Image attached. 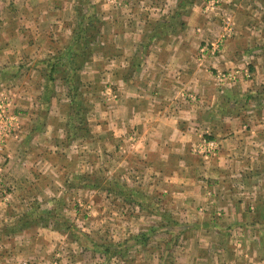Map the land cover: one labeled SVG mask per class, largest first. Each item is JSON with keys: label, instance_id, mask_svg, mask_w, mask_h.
<instances>
[{"label": "crops", "instance_id": "0c3cea01", "mask_svg": "<svg viewBox=\"0 0 264 264\" xmlns=\"http://www.w3.org/2000/svg\"><path fill=\"white\" fill-rule=\"evenodd\" d=\"M182 3L115 0L104 21L98 20V44L83 67L93 86L86 98L90 122L86 139L97 141L100 133H107L112 140L107 147L122 153L125 168L139 171V181L153 185L154 197H172L179 200L176 209L181 215L202 217L186 227L189 240L196 239L195 249H203L197 255L193 252L196 258L191 264H264V115L238 109L243 101L264 94L257 90L264 85L260 79L264 70L256 63L253 48L256 37L264 34L263 0H195L185 9ZM91 5L98 7L94 0ZM179 12L186 13L173 21ZM54 16L49 7L34 16L13 17L10 22L19 28L0 31L2 39L9 36L5 44L0 43V85L8 78L7 84L16 83L20 72L47 71V62L73 45L72 27L67 44L55 47L62 26H56ZM227 18L236 25L231 36L224 32ZM221 38H225L221 56L205 59L202 65L198 60L202 47ZM259 42L264 49V35ZM234 68L248 71L249 77L238 78L233 90L218 87L213 73ZM16 74L17 80L12 78ZM47 74L38 82L21 81L25 94H6L14 98L17 108L26 110L14 109L23 114V130L6 149V182L16 190L0 203V264H21L25 259L20 252L28 251L32 243L27 227L14 225L18 211H13L11 202L29 199L39 179L73 181L66 174L68 165L54 164L44 149L66 153L61 147L66 143L69 150H77L82 138L77 134L83 131L72 135L67 124L54 121H69L67 108L75 115L80 112L66 94L57 95L56 88L64 85L48 82ZM51 87L53 94L48 92ZM95 87L100 89L92 91ZM206 136L220 144L215 158L199 152ZM49 140H53L50 145ZM66 158L74 160L68 154ZM47 167L53 168L56 178L48 174L44 178ZM58 193H66V185Z\"/></svg>", "mask_w": 264, "mask_h": 264}, {"label": "rangeland", "instance_id": "374dc122", "mask_svg": "<svg viewBox=\"0 0 264 264\" xmlns=\"http://www.w3.org/2000/svg\"><path fill=\"white\" fill-rule=\"evenodd\" d=\"M48 1L0 0V31L10 32L19 28L20 25L18 26L16 22H10L13 17L34 16L40 13L41 10H48L51 7L53 14H55V20L58 21L56 26H62L61 29H57L62 32L61 40L57 39L59 43L55 45L59 49L67 44L65 42L69 28L72 29L73 27L74 29L80 22L78 11L82 10V14H86L88 17L97 16L98 20L104 21V17L107 16L108 11L115 4V0H113L112 5L109 0H94L95 4L98 5L95 8L91 5V0H77L78 3L76 1L75 5L69 4L74 0H51V3H48ZM235 26V22L231 18H227L223 27H225V30L230 28L235 32ZM20 29L22 31L25 28ZM262 35L264 34L256 37L257 39L254 40L256 46L253 48L254 51L256 50V63H260L262 70H264V56L261 55L264 49L262 43L259 42ZM2 38L3 35L1 34V44H5L9 40L8 35L4 39ZM217 42L218 40L205 44L212 45ZM96 44H98V40ZM222 51L218 49L213 56L211 53L203 54L200 50L198 60L202 61L203 65L205 59L215 60L219 58ZM68 62L69 59L65 60L62 65L66 66ZM47 72L44 70L41 73L36 68L33 71L20 72L18 73L19 80H17L18 74L12 75V78H15L17 82L7 84L9 78L6 79V82H3L2 86L0 85V95L25 94L27 91H25L26 88L22 87L21 81L38 82L40 79H45ZM245 72L246 70L239 68L224 71L217 70L213 73V79L218 87L233 90L235 88L234 83L239 79L245 80L249 77L250 73L247 71L248 75H246ZM78 74H80V79L75 78L74 85L78 84L79 81L78 86L82 85L83 90L82 94H79L76 98L77 102L75 101V103L76 109L81 115H75L74 110L67 108L64 112L70 117L69 121L65 118L54 121L57 125L59 122L64 126L67 124L72 135L75 134V130L80 129L83 131L81 134H77L78 136L82 135L81 141L77 143L78 148L77 150L75 148L69 150L65 143L61 147L67 149L66 153H54V151L48 149L49 147L44 149L47 150L50 160L54 164L56 163L59 166L68 165L67 170H70V173L66 174H69L73 181L64 182L60 178L62 183H44L43 180L39 179L36 182L38 185L30 190L32 194L29 199L21 200L18 198L10 204L14 208L13 211H18L14 225H17L19 229L24 225L31 224V222H37V224L32 223L27 227L28 234L26 235L31 237L32 243L29 246V252H20V254H24L25 259L21 264H122L123 262L125 264H191L192 261L194 262L193 258H196L193 252L197 255L203 249L200 248V251L195 249L196 239L189 240L191 235L186 232L188 231L186 227H192L202 217L196 215L193 218H188L181 215L179 210L176 209L179 200L172 197L163 199L154 197L157 190L153 189V185H149L146 181H139V171L130 167L125 168L122 153L112 151V148L107 147L108 145L112 146V140L107 133H100L96 137L97 141H94V138L91 140L90 138L86 139V130L90 131L86 98L91 93L90 89L93 86L89 85L88 80L90 78L87 77L88 75L84 76V70L79 71ZM260 79H264V74ZM56 81L63 84L60 79ZM96 89L99 90L100 88L95 87L92 91H96ZM50 90L53 94L55 89L51 87ZM257 90L264 92V85H258ZM56 93L61 97H63V94L68 96V87L64 85L58 89L56 88ZM14 106L21 111L26 110L20 107L17 108L16 103H14ZM57 109L60 108L57 107ZM238 109L240 112L251 109L257 112L259 117H262L264 115V94L249 103L243 101ZM16 112L22 114L17 110ZM258 120L262 121V119ZM205 138L209 137L206 136ZM51 141L53 140H49L47 144L50 145ZM67 154L74 160L66 158ZM37 168L34 169V172L39 174ZM47 168L44 170V178L47 177V174L56 178L53 168ZM86 178L90 181H86ZM8 185L10 186L8 197L6 200H1L0 203L7 202L16 190L11 184L8 183ZM65 185L66 193L58 196V190H62ZM78 187L86 190L77 192L75 189ZM158 187H160V184H158ZM41 190L44 191L43 194ZM160 213L164 214L163 217L159 216ZM161 222L164 223V228L159 227ZM151 228L157 231L152 234L150 232ZM144 233L150 234L147 244L144 240V246L143 244H136L134 239ZM39 239L43 240L40 244ZM43 246L46 247L45 250ZM108 249L113 250L110 253V251H107ZM112 258H114V261L108 260ZM101 259L104 261L101 262Z\"/></svg>", "mask_w": 264, "mask_h": 264}, {"label": "trees", "instance_id": "16d2710c", "mask_svg": "<svg viewBox=\"0 0 264 264\" xmlns=\"http://www.w3.org/2000/svg\"><path fill=\"white\" fill-rule=\"evenodd\" d=\"M182 2L183 3L181 4V8L185 9L187 3H190L192 5L195 2V0H182ZM90 7L92 8V6ZM78 13H79L80 22L74 28V40L72 42L73 45H71L68 48L66 53L56 58H53V60L48 61L46 64L48 71L47 72L48 82L53 83L57 79H60L63 82V84L68 87V97L72 99V107L75 104L76 98L79 96V94H82V90H83L81 88L82 85L78 86L79 81L78 84L74 85L75 83L74 80L75 78L80 79V74H78L79 71L83 70L85 64L91 61L92 56L95 53L94 45H96L98 37L100 36L101 33L98 27L99 22L97 16L88 17L86 14H82V10L78 11ZM183 13L185 15L186 12H179L178 14L175 15V17L172 18V20L173 21L175 19L179 20V18L182 17ZM163 25L168 26V23ZM183 25L184 24L180 26ZM68 59L69 62L67 63V65L63 66L62 63ZM48 92L52 93L50 89L48 90ZM87 180L88 179L86 178V181ZM88 181H90V179ZM163 215L164 214L160 213L159 216L163 217ZM32 223L37 224V222H31V224H28L27 226L24 225L23 227H28L29 225H32ZM159 227L164 228L165 227L164 223L161 222ZM156 231L157 230H155L154 228H151L150 230L152 234H154ZM149 236L150 234L144 233L142 234V236L135 238L134 241L136 242V244L139 245L143 244L144 246L145 245L144 242L147 244V240ZM112 250L113 249H108L107 251L108 252L110 251L111 253Z\"/></svg>", "mask_w": 264, "mask_h": 264}, {"label": "built area", "instance_id": "2783aa9c", "mask_svg": "<svg viewBox=\"0 0 264 264\" xmlns=\"http://www.w3.org/2000/svg\"><path fill=\"white\" fill-rule=\"evenodd\" d=\"M212 7L214 4H210ZM230 36L233 30L228 28L225 30ZM225 43V38H221L215 44H207L202 47L203 54L211 53L213 56L221 49L222 44ZM14 99H10L5 94L0 96V202L6 200L10 186L6 182V149L10 139L20 136L23 130L22 118L20 114L15 111ZM220 149V144L217 140L203 138L199 146V152L207 159L215 158Z\"/></svg>", "mask_w": 264, "mask_h": 264}]
</instances>
